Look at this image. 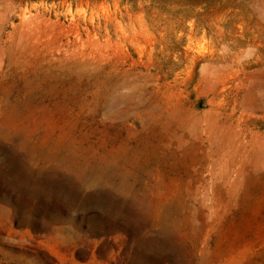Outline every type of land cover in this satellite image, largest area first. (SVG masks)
I'll return each instance as SVG.
<instances>
[{
  "label": "rangeland",
  "instance_id": "1",
  "mask_svg": "<svg viewBox=\"0 0 264 264\" xmlns=\"http://www.w3.org/2000/svg\"><path fill=\"white\" fill-rule=\"evenodd\" d=\"M0 264H264V0H0Z\"/></svg>",
  "mask_w": 264,
  "mask_h": 264
}]
</instances>
